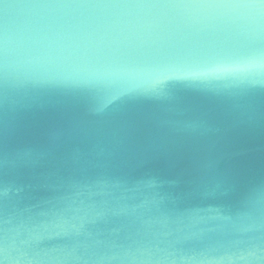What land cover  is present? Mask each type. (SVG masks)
<instances>
[{
    "label": "clouds",
    "instance_id": "obj_1",
    "mask_svg": "<svg viewBox=\"0 0 264 264\" xmlns=\"http://www.w3.org/2000/svg\"><path fill=\"white\" fill-rule=\"evenodd\" d=\"M0 264H264V0H0Z\"/></svg>",
    "mask_w": 264,
    "mask_h": 264
}]
</instances>
